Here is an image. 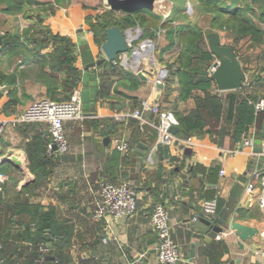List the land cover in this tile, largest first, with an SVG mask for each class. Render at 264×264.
Masks as SVG:
<instances>
[{"label": "crops", "instance_id": "0c3cea01", "mask_svg": "<svg viewBox=\"0 0 264 264\" xmlns=\"http://www.w3.org/2000/svg\"><path fill=\"white\" fill-rule=\"evenodd\" d=\"M33 1L38 2V5L53 6V0ZM65 1L69 3V9L58 14L60 21L44 15L42 23L37 22L34 9L38 6L36 4L21 6L11 12L5 11V3L0 4L2 42L7 33H16L23 46L0 58V73L3 76L0 82V127L2 122L21 114L31 101L39 96L48 99L49 92H52L50 82L53 74L47 66L43 69L45 75L42 76L39 67L33 63L30 64L29 71L23 66L17 68L16 65L21 58L26 57L32 62L37 54L48 55L52 50L48 46L37 51L33 46L26 45L27 31L46 28L53 34L66 37L61 31L68 25L72 15H85L83 7L86 5L82 0ZM101 2L104 6V0ZM161 2L162 0H157L156 4ZM187 5L191 4L187 3L185 7ZM47 9L50 11V8H44ZM203 29L206 32L205 43L208 51L206 36L215 33L223 46L231 48L243 74L244 70H248V73L258 72L263 76L257 95L264 99L263 46L252 43L249 38H243L236 43L231 33L208 31L209 26ZM127 31L131 32L134 41L141 35L138 29ZM77 32L80 33V30ZM74 38L78 40L77 36ZM83 41L87 42L85 39ZM148 41L152 45L155 41L157 50L163 54H171L168 58L172 59L170 65H174L179 55V46L176 41L171 44L166 32L146 36L136 47L139 54L137 59L131 57V51L130 55L122 54L112 62L114 68L106 65L109 62L105 61L102 52L100 55L89 45L90 49L83 48L80 55V93L84 115L81 119L64 123L69 152L51 169L48 179L36 184L26 153V145L37 136V131H42L51 143L46 124L38 123L33 128L22 126L24 124L8 123L2 127L1 157L11 156L12 160L0 164V174L5 176V180L0 182V239H4L7 234L17 236V228L7 225L5 221L13 218L17 225L28 222L29 217L19 213L18 207L27 203L52 208L58 223L64 228L69 227L70 242L64 251L70 259L69 264H159L156 254L158 240L151 227L150 215L153 206L160 203L168 213L171 238L180 251L178 264H264V155L262 151L256 150L255 144L252 148L239 149L241 141L246 137H252L254 142L264 139V119L260 124L254 122L247 134L240 139L233 137L232 124L222 118L213 134L204 132L187 138L192 140V145L179 141L170 146L159 144L152 150L158 138L155 129L158 116L146 110L144 116L148 123L146 126H140L144 127V130L139 132V136L143 145L151 149L144 153L143 158L134 155V158L123 166L124 170L118 173L121 155L127 151H120V143H126L132 136L131 128L126 129L124 136H105L92 127L91 119L112 118L126 124L127 119L122 115L140 110L144 104L152 107L157 103L162 112L183 115L196 107L194 99L189 98L183 102L179 100V78L171 73L172 70L165 74L167 77L163 76L166 79L161 82V88H158L159 84H155L159 68L154 65L153 68L149 67L150 63L146 58L149 53L145 45ZM100 61L102 63L99 64ZM216 61L214 57L208 69L209 77L212 64ZM134 68L144 73L147 78L145 82L136 77ZM13 74V83H8L7 78ZM57 77L61 79V75ZM60 85L58 91L62 89ZM241 88L219 91L213 83L212 92H218L221 97L224 114L228 109L226 95L238 92ZM196 94L202 95L200 92ZM207 129L208 127L204 131ZM50 143L46 145V153L49 154ZM221 171L223 175L220 174ZM104 176L126 179L136 194V212L113 225L92 219V211L99 200L97 186L100 178ZM248 184L253 185V194L246 192ZM210 201L215 203L212 224L227 233L220 241L209 238L205 231L194 227L193 218L202 217V204ZM214 219L224 223L218 224ZM234 222L253 228L254 235L245 241L240 239L231 229ZM12 247L13 245L9 246V249ZM53 247L55 245L49 249L54 251ZM26 254L24 249L21 258L16 261L12 257L13 263L9 264L22 263ZM0 264L4 263L0 260Z\"/></svg>", "mask_w": 264, "mask_h": 264}, {"label": "trees", "instance_id": "16d2710c", "mask_svg": "<svg viewBox=\"0 0 264 264\" xmlns=\"http://www.w3.org/2000/svg\"><path fill=\"white\" fill-rule=\"evenodd\" d=\"M193 1L202 7H210L211 12L213 11L214 16L210 19L208 31L229 32L234 36V42L236 43L243 38H249L252 43L263 46L264 56V0ZM1 3L6 4L5 11L9 12L32 3L39 4L33 0H0ZM48 8L53 10V6L48 5ZM159 20V15L146 10L133 14H118L106 10L101 15L96 14L95 16L87 17V21L92 22L90 25L94 34L93 42L99 46L104 43L106 30L110 27L116 26L122 32H126L135 27L145 28L150 21L158 22ZM166 21L164 22L166 23ZM164 22L162 23L165 24ZM169 25L166 37L171 40L172 45L176 42L178 43L179 55L174 65L168 67V71L172 70L173 72L171 71V73L176 74L179 78V100L183 102L191 98L194 99L196 104V107L188 114L174 113L178 122V133L176 136L181 139H187L195 134L204 132L211 135L216 125L224 118L232 124L233 137L240 139L244 134H247L248 129L254 122L260 124L264 119V112L258 113L255 109V104L260 100L257 93L261 87L263 76L258 72L248 73L250 71L244 70V85L238 92H231L226 95L228 109L224 114L222 99L218 96V92H212L214 81L211 80L208 74V69L214 60V56L207 50L205 43L206 32L202 28L191 24ZM19 41L18 34L7 33L3 37L0 47V58L23 47ZM25 43L33 46L37 51L48 46L52 50L48 55L37 54V57L32 62L26 57L19 59L16 65L17 68L23 66L24 69L29 71L30 64L33 63L34 66L39 67V72L43 76L45 75L43 74V69L47 66L53 74L51 76L52 82H50L53 90L49 92L48 99L55 102L68 101L73 93L81 87L82 72L76 67V61L80 57L77 46L70 39L53 34L46 28L27 31L25 33ZM106 65L109 68H114L112 62L106 63ZM57 75H61V79H57ZM2 77L0 73V82ZM13 78H15L14 74L7 78L9 82L6 81L13 83ZM59 85L62 86L61 91H58ZM198 92L202 95H197L196 93ZM127 121L125 124L123 121H117L112 118L91 119L92 127L105 136H124L126 129L131 128L132 136L129 140H126L128 149L123 156L121 155V164L118 166L117 173L124 170L123 166L127 165L130 159L134 158V155L138 156V158H143L144 153L151 149L149 146L143 145L144 143L139 136V132H142L144 127L140 128L135 120L127 119ZM36 124L38 123H21L18 125L34 128ZM206 127L208 129L204 131ZM36 135L26 145V153L30 167L33 170L32 172L35 175L36 184H38L48 179L51 169L64 158V155H59L57 152L46 153V145L50 143V140L48 141L42 131H37ZM108 177L100 178V182L108 181L115 184L126 180L120 177ZM18 207L19 213L27 215L29 220L24 225H17L13 218L11 219L12 221H5L9 226H18L17 236L14 237L11 234H7L4 239H0L2 243L0 260L4 264L13 263L12 257L18 261L25 249L27 254L20 264H35V261L41 257L38 246L41 243L46 245V232L48 231L51 235V240L60 242V245H55L53 247L54 251L48 250L42 264H69L70 259L64 254L70 242L69 227L64 228L58 223L53 209L27 203ZM11 245L13 247L9 249Z\"/></svg>", "mask_w": 264, "mask_h": 264}, {"label": "built area", "instance_id": "2783aa9c", "mask_svg": "<svg viewBox=\"0 0 264 264\" xmlns=\"http://www.w3.org/2000/svg\"><path fill=\"white\" fill-rule=\"evenodd\" d=\"M190 6L191 5H187V8ZM157 84H160V82L158 81ZM255 109L257 112H264V99L258 100L255 104ZM146 110H150L158 116V123L155 126L158 138L152 150L156 149V146L159 144L170 146L179 141L188 145L193 144L191 139L185 141L169 132L171 127L178 125V122L173 113L162 112L157 103L152 107L144 104L140 110L138 109L133 112H128L127 114H123L122 117L125 119H136L140 125L147 124V119L144 116ZM83 115L81 109V93L75 91L70 99L64 102H55L46 98L34 101L18 116L9 121L2 122L0 131L2 130V127L8 123L12 125L21 123L46 124L51 137L48 152L55 151L59 155H65L69 152V143L65 134L64 123L68 120L81 119ZM253 146L254 139L252 137H246L241 141L239 149L244 150L252 148ZM54 147L56 150H54ZM260 147L262 149V154L264 155V139L261 140ZM119 148L120 151L125 152L127 150V144L124 141H121ZM1 152L2 146L0 144V164L3 159L1 157ZM220 174L223 175V171H221ZM4 180L5 176L0 174V182L2 183ZM246 192L253 194L254 187L252 184L247 185ZM97 195L99 200L92 211V219L96 222L105 221L108 225H113L120 219L133 215L137 210L135 191L127 182L114 184L108 181H102L99 183ZM214 212L215 203L213 201L204 202L202 204V217H212ZM198 218L199 217H194L193 222H196ZM150 223L158 240L156 248L158 263L178 264L180 262V251L171 238L169 216L162 204L157 203L153 206L150 215ZM230 233H232V231ZM226 234V232L222 231L216 235L215 239L220 241L225 238ZM1 249L2 243L0 242V250ZM38 249L41 257L35 261V264H42L44 256L47 254L49 248L47 245L41 243L39 244Z\"/></svg>", "mask_w": 264, "mask_h": 264}, {"label": "water", "instance_id": "95a60500", "mask_svg": "<svg viewBox=\"0 0 264 264\" xmlns=\"http://www.w3.org/2000/svg\"><path fill=\"white\" fill-rule=\"evenodd\" d=\"M157 0H104V7L106 10L120 13V14H133L135 12L146 10L153 12L156 8ZM131 32L126 31L122 32L118 27L113 26L106 30V39L104 43L101 45L100 49L104 56L105 61L107 62H115L119 55L127 54L131 51V57L133 59H137L138 53L137 48L133 49L131 42L134 41V38H131ZM207 44L210 53L217 59L215 63L212 64L210 70V78L214 81L216 88L219 91H232L241 88L244 81V74L242 72L241 66L239 62L234 57V54L229 47H225L220 43L219 36L215 33H210L206 36ZM147 45L148 52L152 49L153 45L150 41L145 42ZM2 45V38L0 37V46ZM103 61V60H102ZM102 61L98 62L99 64ZM95 64H91L94 66ZM136 72V77L141 81L145 82L147 80L144 73H142L138 68H134ZM166 73L161 74L163 77ZM158 88H161V85H158ZM169 132L173 135L178 133V127L173 126L170 128ZM262 137L264 138V123L262 125ZM107 139H105V142ZM257 151H262L260 144L261 140H256L254 142ZM54 150L56 148L54 147ZM12 157H5L2 159L1 163L5 161L12 160ZM0 188H2V184L0 183ZM2 193L0 192V199ZM264 208V204H263ZM218 224H223L224 222L214 219ZM194 227L199 229L208 235L209 238L215 239L218 233H221L223 230L212 224V218L200 217L194 222ZM231 229L235 231V233L242 240H247L251 238L255 231L253 228L249 226H245L239 223L234 222L231 225ZM46 245L48 248L53 245H60L58 241H52L49 234L46 235Z\"/></svg>", "mask_w": 264, "mask_h": 264}, {"label": "rangeland", "instance_id": "374dc122", "mask_svg": "<svg viewBox=\"0 0 264 264\" xmlns=\"http://www.w3.org/2000/svg\"><path fill=\"white\" fill-rule=\"evenodd\" d=\"M159 1V0H158ZM192 1V3H191ZM82 3L85 4L86 6L83 7V10L86 12L84 16H80L81 13H75L72 15V17L69 19V23L67 26L62 28V35L66 36L68 39H70L73 44H75L77 47L79 46V55L83 53V48H89L91 46V49H93L95 52H98L100 55L101 54V49L99 45L95 44L93 42V31L91 29V23L90 21H87V17L89 16H95L96 14H103L106 10L104 6H102L101 0H82ZM187 3H190V7H185ZM193 4V5H192ZM54 10H44V8H48V4H40L35 7L34 9L36 10V18L37 22L42 23V20L44 18V15H47L48 17H51L55 21H60V18L58 17L61 12L68 11L69 3H66V1L61 0V1H56L53 0L52 2ZM210 7L207 6H201L197 3H194L193 0H162L161 3L156 4V8L153 11V13L157 14L160 16V20L157 22H152L150 21L146 28H140V27H135L134 30H139L141 32V35H139V39L135 40L132 43V48L135 49L141 41H143L146 36H156L157 34H163L167 32V28L171 25H178L179 23H185V24H191L198 26L199 28H207L209 26L210 19L214 16L213 11L211 12ZM23 11V10H22ZM212 13V14H211ZM57 14V15H56ZM164 17V18H163ZM163 19V21H162ZM165 20L166 23L164 22ZM164 22L165 24H163ZM40 25V24H39ZM73 25V26H72ZM160 25V27H158ZM43 26V25H41ZM80 30V33L77 32V30ZM160 29V30H159ZM204 31V29H203ZM223 33L225 31H222ZM134 33V32H133ZM226 33V32H225ZM77 36L78 40H76L74 37ZM225 36V35H224ZM80 38V39H79ZM85 39L84 42L83 40ZM81 40V41H80ZM151 40V39H150ZM153 41V39L151 40ZM227 43V42H226ZM139 48V47H138ZM90 49V48H89ZM147 54V62L149 61L150 65L149 67L153 68V65L155 68H159V71L157 72L158 79L155 82V84L159 81L160 84L165 80L167 77H161V71L168 73V67L170 65V62L172 61L171 58H168L169 55L171 54H163L162 51L157 50V44L154 41L152 49L148 52ZM130 55V53H129ZM80 61V57L76 61V67H78L79 70L82 69V64ZM95 62V61H94ZM117 63H120V60L117 61ZM132 65H130L131 67ZM129 69V68H128ZM82 84V79L80 81V86ZM76 91L80 92V88H78ZM42 99V96L37 97L35 100L31 101L28 106L33 103L36 100ZM27 108V107H26ZM25 108V109H26ZM133 112V111H131ZM12 118V116H10ZM9 117V118H10ZM16 117V116H15ZM14 118V117H13ZM132 119V118H130ZM137 121L136 119H132ZM138 122V121H137ZM139 123V122H138ZM147 124L139 125L140 126H146ZM68 154V153H67ZM66 154L64 155V157ZM126 181V180H125ZM122 181V182H125ZM128 182V181H126ZM129 183V182H128ZM18 226L14 225V229H16Z\"/></svg>", "mask_w": 264, "mask_h": 264}, {"label": "bare ground", "instance_id": "6f19581e", "mask_svg": "<svg viewBox=\"0 0 264 264\" xmlns=\"http://www.w3.org/2000/svg\"><path fill=\"white\" fill-rule=\"evenodd\" d=\"M188 4H190V3H188ZM146 48H147V47H146ZM144 50H145V49H144ZM147 51H148V50H147ZM147 51H146V52H147ZM163 74H164V73L162 72V75H163Z\"/></svg>", "mask_w": 264, "mask_h": 264}]
</instances>
